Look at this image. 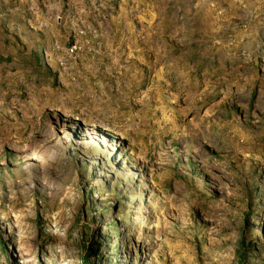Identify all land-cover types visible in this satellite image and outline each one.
Returning a JSON list of instances; mask_svg holds the SVG:
<instances>
[{
	"label": "rangeland",
	"instance_id": "obj_1",
	"mask_svg": "<svg viewBox=\"0 0 264 264\" xmlns=\"http://www.w3.org/2000/svg\"><path fill=\"white\" fill-rule=\"evenodd\" d=\"M0 264H264V0H0Z\"/></svg>",
	"mask_w": 264,
	"mask_h": 264
}]
</instances>
